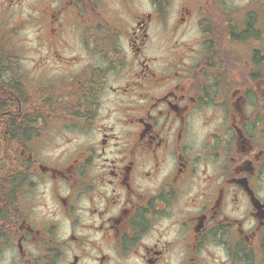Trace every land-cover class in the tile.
<instances>
[{
  "label": "flooded vegetation",
  "instance_id": "flooded-vegetation-1",
  "mask_svg": "<svg viewBox=\"0 0 264 264\" xmlns=\"http://www.w3.org/2000/svg\"><path fill=\"white\" fill-rule=\"evenodd\" d=\"M39 1V81L0 60V264H264V0Z\"/></svg>",
  "mask_w": 264,
  "mask_h": 264
},
{
  "label": "rangeland",
  "instance_id": "rangeland-1",
  "mask_svg": "<svg viewBox=\"0 0 264 264\" xmlns=\"http://www.w3.org/2000/svg\"><path fill=\"white\" fill-rule=\"evenodd\" d=\"M62 2V0H60ZM43 4L41 2H35V0H21L12 16L9 18L5 14H2L0 9V30H3L6 34L3 37V42L1 47L3 50L7 51L10 48V44L13 39L15 47L21 50L20 63L22 69L28 72L30 79L28 81L33 83V80L39 81L40 73L38 71L37 62L41 60L46 50L45 44V31L42 25L38 24L37 17H40L39 9L42 8ZM64 5V4H63ZM70 12L76 13L73 7H67ZM42 15V14H41ZM80 21V18H79ZM102 21V20H101ZM91 23H95L94 20ZM65 33L62 37L63 41L58 42L57 40L51 38V42L67 44V52L69 56H72L76 49H79V44L81 43V38L77 32V26L74 25L71 19L68 18L66 23H64ZM50 32H59V29H55L54 26L49 28ZM12 32L13 36L9 33ZM8 33V34H7ZM44 38V43L43 42Z\"/></svg>",
  "mask_w": 264,
  "mask_h": 264
},
{
  "label": "trees",
  "instance_id": "trees-1",
  "mask_svg": "<svg viewBox=\"0 0 264 264\" xmlns=\"http://www.w3.org/2000/svg\"><path fill=\"white\" fill-rule=\"evenodd\" d=\"M2 53H3V51L0 48V60H3ZM3 104H4V101L0 100V106L3 105Z\"/></svg>",
  "mask_w": 264,
  "mask_h": 264
}]
</instances>
